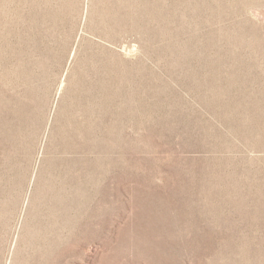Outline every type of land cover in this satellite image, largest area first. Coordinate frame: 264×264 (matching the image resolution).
<instances>
[{"label": "rangeland", "instance_id": "obj_1", "mask_svg": "<svg viewBox=\"0 0 264 264\" xmlns=\"http://www.w3.org/2000/svg\"><path fill=\"white\" fill-rule=\"evenodd\" d=\"M0 264H264V0H0Z\"/></svg>", "mask_w": 264, "mask_h": 264}]
</instances>
